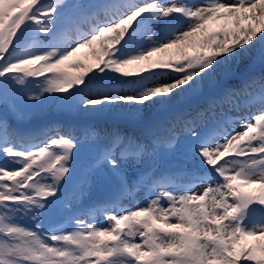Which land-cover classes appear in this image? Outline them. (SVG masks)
Returning a JSON list of instances; mask_svg holds the SVG:
<instances>
[{"label":"snow or ice","instance_id":"6c2138e0","mask_svg":"<svg viewBox=\"0 0 264 264\" xmlns=\"http://www.w3.org/2000/svg\"><path fill=\"white\" fill-rule=\"evenodd\" d=\"M59 4L0 0V104L27 123L28 105L48 96L69 112L115 113L146 134H110L78 176L76 153L97 129L77 137L59 122L21 128L0 115V264H264V0ZM249 58L259 76L251 64L237 71ZM256 102L258 113L230 115ZM165 123L188 134L182 158L146 184L161 146L177 150L178 133L163 145L154 134ZM146 162L150 171L130 178L129 166ZM109 181L114 197L94 202L93 187ZM142 188L145 205L118 207Z\"/></svg>","mask_w":264,"mask_h":264},{"label":"rangeland","instance_id":"374dc122","mask_svg":"<svg viewBox=\"0 0 264 264\" xmlns=\"http://www.w3.org/2000/svg\"><path fill=\"white\" fill-rule=\"evenodd\" d=\"M46 3L50 4H57L58 9L60 7L59 0H45ZM73 2V0H64V3ZM197 2H201V0H197ZM63 20L62 18L57 21L60 22ZM92 25L85 23L81 25L82 31H88ZM57 36L59 38L64 37V27L59 28L57 25ZM77 35L76 32H72L69 36V38H74ZM259 49V45L257 46V50ZM89 53L88 49H82L81 53L79 54L81 58H86L87 54ZM254 62L251 58L245 59L241 64L240 68H238L239 73H245L246 69L249 68V65ZM69 71H75V69H69ZM261 73L260 69H254L252 68V71L250 73V76H259ZM230 83L235 84V81H231ZM239 87V85H236ZM31 91L35 92L38 89L33 86H28ZM250 91L258 92L259 91V84L254 83L252 85V88ZM31 113V120L28 123H24L22 125H30V124H37L44 122L45 120L49 121L50 124L59 122L60 124H64L66 121H72L71 127L68 128L70 130H64L61 131L62 134L69 135L74 134L77 137L83 136L88 132L89 129L95 128L99 129L100 136L94 140H89L88 142L82 144L79 148V151L76 153V167H77V175L79 176L85 169L86 165L94 159V156L96 157L108 144L109 136L110 134L114 132H124L122 133L124 135H132L139 137L143 139L145 137V129L143 126L131 123L122 119H119L117 117V114L113 113L109 115L108 113H101V114H89V113H76V112H69V111H63L59 108L56 101H54L52 98L45 96L42 98L41 102H33ZM259 102H256L251 105L245 106L243 103L241 104L240 109L233 110L230 115L233 116H250L258 113L260 110L261 105L258 106ZM0 109L9 113L5 107H3V104H0ZM0 110V111H1ZM2 112V111H1ZM4 113V112H2ZM220 110L217 109V117H219ZM213 117L211 115L206 116L204 118L205 122L208 126L211 125ZM64 128V127H62ZM197 129L200 131L205 130V124L198 123ZM154 134L159 137L161 144L163 145L166 141L171 139L172 133H178V144H177V150L173 152H169L166 150L163 146L158 151L156 160H155V171L152 173L151 177H145L144 182L150 183L151 178H159L163 173H165L167 170L171 169L173 166L179 163V161L182 158V151L184 148V145L186 143L187 139V133L184 130L183 124H177L174 128L170 127L168 124H158L153 128ZM50 135L55 136V133H51ZM0 159H2V156H0ZM151 169V162H146L143 165H140L138 167H131L129 166V176L130 178H135L137 175V172L142 171H150ZM116 190H118V185L115 181H109L102 184H97L93 187L92 190V198L93 201H104L109 200L114 197L116 194ZM169 191H173L174 193L177 191L176 189L172 187H168ZM146 191L147 189L142 188L140 191L135 192L133 196L131 197H125L117 201V205L120 209L133 207L137 203L141 206L145 205L147 203L145 197H146ZM160 191L162 189H157L156 192L153 193V195H159ZM96 221L99 224H102L104 226H107V222L103 219V217H96ZM62 218H58L56 220H49L45 219L44 221V227L45 229L53 226L54 224L61 223Z\"/></svg>","mask_w":264,"mask_h":264},{"label":"trees","instance_id":"16d2710c","mask_svg":"<svg viewBox=\"0 0 264 264\" xmlns=\"http://www.w3.org/2000/svg\"><path fill=\"white\" fill-rule=\"evenodd\" d=\"M56 1H57V0H56ZM57 25H58L59 28L64 27V22H63V20H61L60 22H58ZM26 43H27V44H31L32 41H31V40H28ZM33 104H34V103L32 102L31 104L28 105V109H29V111L32 110V106H33ZM3 105H4V104H3ZM4 107L7 109V106H6V105H4ZM7 110H8V109H7ZM2 112H3V111H2ZM2 112L0 111V115H6V116H8V117H9V120L12 122V124H13L14 127H21V128H24V127H36V126H39V125L48 124L47 122H43V123L30 124V125H26V126H24V125H22V123H18L15 119H12V116H11V113H10V112H9L10 115H8L6 112H4V113H2ZM27 123H28V122H27ZM70 123H71V122L68 121V122L65 124L64 128H61V131H64V130L70 128V127H71Z\"/></svg>","mask_w":264,"mask_h":264},{"label":"bare ground","instance_id":"6f19581e","mask_svg":"<svg viewBox=\"0 0 264 264\" xmlns=\"http://www.w3.org/2000/svg\"><path fill=\"white\" fill-rule=\"evenodd\" d=\"M259 47H260V46H259ZM251 66H252V68H254V69H261V66H260L258 60L252 62V63H251ZM240 67H241V66H239V68H240ZM237 71H238V70H237ZM239 71H240V70H239ZM239 71H238V72H239Z\"/></svg>","mask_w":264,"mask_h":264}]
</instances>
